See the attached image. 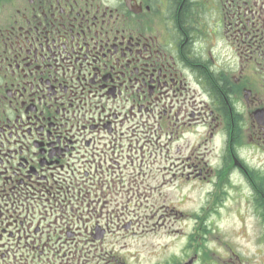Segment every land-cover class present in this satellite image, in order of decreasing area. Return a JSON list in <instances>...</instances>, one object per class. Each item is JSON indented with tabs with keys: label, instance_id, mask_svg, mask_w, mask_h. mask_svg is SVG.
I'll list each match as a JSON object with an SVG mask.
<instances>
[{
	"label": "flooded vegetation",
	"instance_id": "flooded-vegetation-1",
	"mask_svg": "<svg viewBox=\"0 0 264 264\" xmlns=\"http://www.w3.org/2000/svg\"><path fill=\"white\" fill-rule=\"evenodd\" d=\"M146 170L207 188L209 225L155 264H264V0H0V264H142L88 261L190 216L131 220Z\"/></svg>",
	"mask_w": 264,
	"mask_h": 264
},
{
	"label": "rangeland",
	"instance_id": "rangeland-1",
	"mask_svg": "<svg viewBox=\"0 0 264 264\" xmlns=\"http://www.w3.org/2000/svg\"><path fill=\"white\" fill-rule=\"evenodd\" d=\"M143 173L146 174V178L149 174L152 175V179L156 178V185L143 183L144 178L142 177V182L140 186L136 188V193L133 196L135 199L133 200V197L127 198V196L125 199L126 203L130 200L128 205H126L128 208L127 210L130 212L134 211L135 216L141 217V220H138L135 217L131 219L134 222H138L139 227H151L156 222V219L149 220L144 219V217L146 215H152L153 213L158 214V216L163 214V211L158 212V208L163 201H173L174 203L181 202V211L186 214L188 213L189 215L190 213H196L198 215V220L192 219L191 223H189V220L185 218L176 219L174 217H166L164 226L151 234H143L132 238L123 234L113 235L111 240L104 243L103 252L100 250L97 252L95 249L89 254L90 258L89 261L87 258L88 262L91 261L92 263H96V254H101V256L99 255L100 257L97 259H109L111 255H121L123 246L126 247L124 254L128 258L129 252L140 253V257L143 260L142 264L159 263L161 259H167L172 256L180 257L185 249H187V246H191L192 240H195V237H192L187 245L189 237L193 234V226L196 224L195 235L200 236L201 234L197 232L198 228L202 227L203 223H206V226L209 225V221L206 222V218L203 220V214L200 211V205L203 203L205 199L204 197L207 193V188H202V184L192 186V183L184 182L178 186L176 184L174 186L167 184V187L162 188V173L156 170L150 173L146 170L143 171ZM154 188H159L162 192L156 194L153 191ZM238 219H240V216H238ZM233 220L237 221L235 218ZM211 222L215 223L213 219ZM223 226L226 228L230 226L229 219H225L223 221ZM231 237L232 235L227 230L222 233L213 232L210 233V235H204V238L207 240L205 239L202 246L210 250L212 254V250L221 246L222 243L226 242L227 244H231ZM91 244L92 243L88 244L86 248L83 249V255L88 252L86 250L87 248L90 249ZM96 246L101 248V245L99 244H96ZM79 251H81V249H79ZM221 255H225V248H222ZM201 260H204V258L200 256V261ZM100 264H102V262H100ZM209 264L213 263L210 262Z\"/></svg>",
	"mask_w": 264,
	"mask_h": 264
},
{
	"label": "bare ground",
	"instance_id": "bare-ground-1",
	"mask_svg": "<svg viewBox=\"0 0 264 264\" xmlns=\"http://www.w3.org/2000/svg\"><path fill=\"white\" fill-rule=\"evenodd\" d=\"M185 219L189 220V223H191V221H192L193 218L191 216H187V217H185Z\"/></svg>",
	"mask_w": 264,
	"mask_h": 264
}]
</instances>
